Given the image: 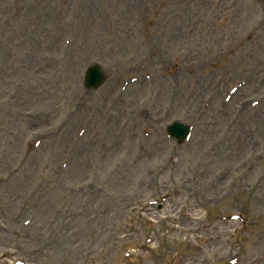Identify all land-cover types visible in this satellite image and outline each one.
Listing matches in <instances>:
<instances>
[{
	"label": "rangeland",
	"instance_id": "obj_1",
	"mask_svg": "<svg viewBox=\"0 0 264 264\" xmlns=\"http://www.w3.org/2000/svg\"><path fill=\"white\" fill-rule=\"evenodd\" d=\"M170 249L264 264V1L0 0V264Z\"/></svg>",
	"mask_w": 264,
	"mask_h": 264
}]
</instances>
